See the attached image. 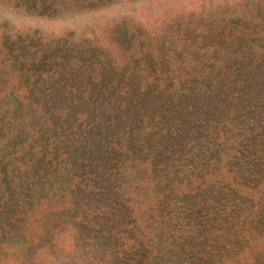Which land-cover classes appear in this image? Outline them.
Masks as SVG:
<instances>
[{"label": "trees", "instance_id": "obj_1", "mask_svg": "<svg viewBox=\"0 0 264 264\" xmlns=\"http://www.w3.org/2000/svg\"><path fill=\"white\" fill-rule=\"evenodd\" d=\"M1 1L0 256L264 264V0Z\"/></svg>", "mask_w": 264, "mask_h": 264}, {"label": "rangeland", "instance_id": "obj_2", "mask_svg": "<svg viewBox=\"0 0 264 264\" xmlns=\"http://www.w3.org/2000/svg\"><path fill=\"white\" fill-rule=\"evenodd\" d=\"M198 0H141V5H136L138 19L149 21L151 25L162 23L161 21L171 17V14L177 12L184 5L187 4L189 8L196 6ZM15 2L11 1L6 3L1 1L0 14L2 11L7 12L13 9ZM84 15H76L75 18H62V19H41L34 20L30 17L23 15H14L12 24L14 26H27L41 28L48 32L61 33L69 27H81L89 30L91 26L97 27V32L100 35L104 34V29L107 24L112 22L113 15H105L102 13H89L83 9ZM12 15V14H11ZM0 264H19L18 261L10 256H0Z\"/></svg>", "mask_w": 264, "mask_h": 264}]
</instances>
